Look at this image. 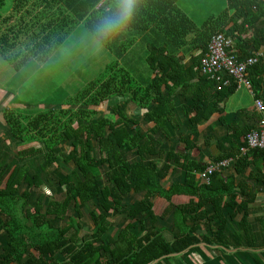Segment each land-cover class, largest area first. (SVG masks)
I'll list each match as a JSON object with an SVG mask.
<instances>
[{
  "label": "trees",
  "instance_id": "1",
  "mask_svg": "<svg viewBox=\"0 0 264 264\" xmlns=\"http://www.w3.org/2000/svg\"><path fill=\"white\" fill-rule=\"evenodd\" d=\"M100 1L11 0L3 15L6 4L0 0V59L19 72L30 62L46 63L77 27L94 37L100 19L118 3L105 0L103 10L97 9ZM178 2L137 0L126 29L153 36L144 59L148 82L137 83L115 61L101 80L89 82L64 109L0 112L9 152L14 151L9 163L4 161L9 152L0 161V244L7 253L0 264H21L29 247V254L33 251L38 259L27 258L25 264H52L57 254L69 256L70 264H103V259L105 264H171L182 257L218 264L236 255L255 259L249 254L256 242L249 228L255 201L246 181L250 175L236 184L234 180L249 161L264 162V151L240 153L244 137L256 128L239 130L234 117L224 139L216 142L221 154L213 162L233 159L228 169L234 177L215 172L209 184L202 182L197 174L208 164L194 160L191 152L198 150L196 127L219 113L218 101L236 88L232 83L217 90V84L201 75L211 37L218 33L236 41L232 54L239 61L253 58L264 50V0H226L233 14L209 18L201 28ZM249 29L254 37L245 41ZM113 37L100 45L109 49ZM126 51H118L119 60ZM248 77L252 86H264V51L258 64L248 69ZM211 90L215 101L210 102ZM260 98L264 104V96ZM105 110L108 114L98 117ZM4 143L0 138V147ZM168 180L174 182L164 183ZM256 182L264 183L263 173ZM56 192L65 193V198L53 199ZM135 193L142 198L132 206L126 198ZM83 210L94 227L93 243L78 247ZM118 217L128 224L117 230L113 241H102L108 222ZM65 220L61 229L59 222ZM136 229L144 235H136ZM259 255L264 259V252Z\"/></svg>",
  "mask_w": 264,
  "mask_h": 264
},
{
  "label": "rangeland",
  "instance_id": "2",
  "mask_svg": "<svg viewBox=\"0 0 264 264\" xmlns=\"http://www.w3.org/2000/svg\"><path fill=\"white\" fill-rule=\"evenodd\" d=\"M4 1L6 5L2 14L6 15L10 10L11 0ZM177 6L198 27H201L208 18L217 17L223 13L226 9V2L225 0H180ZM127 45L111 43L108 49L98 45L83 28H77L68 37L66 43L44 64L38 65L30 62L19 72H15L9 64L0 59V112L3 109L26 110L29 111L28 113L37 114L42 110L64 109V104L89 82L102 79L106 74L105 69L108 66L112 67L116 61L118 51L123 50ZM140 47L142 48L143 45ZM142 55L143 53L136 54L135 62L137 61L138 68L132 76L137 83H144L149 75ZM121 67L124 68L123 65ZM106 114H108L106 110L101 111L98 117H104ZM0 138L5 141V147H0L1 161L5 153L10 151L1 121ZM12 155L14 151L12 154L9 152V157L4 161L9 163ZM99 175L101 181H105L101 170ZM60 193L62 192L57 194L60 195ZM85 239L89 238L85 237ZM206 253L204 255L210 258L209 253ZM242 256L244 255H236L235 261ZM196 258L203 261L201 258ZM182 259L186 264H194L195 258L182 257ZM218 264H222V261Z\"/></svg>",
  "mask_w": 264,
  "mask_h": 264
},
{
  "label": "crops",
  "instance_id": "3",
  "mask_svg": "<svg viewBox=\"0 0 264 264\" xmlns=\"http://www.w3.org/2000/svg\"><path fill=\"white\" fill-rule=\"evenodd\" d=\"M104 5H105V0H101L100 4L97 6V9L103 8V10H105L106 7L104 8ZM227 6L228 5L226 2V9L219 16H223L225 12H227L229 17L233 14L232 11L228 10ZM77 28H82V27L80 26ZM198 28H201V27H198ZM254 33L255 32L253 30L249 29L247 35L244 37V40L245 41L253 40ZM148 34L149 33L145 35L144 34L140 35L139 33L135 31L126 30V31H122L119 34L115 35L113 39L111 40V43L128 44L126 47L127 51L124 53V55L121 57L120 60H119V54L116 55V61H118L121 66L123 65L124 69H126L132 76L135 74V72H137L136 70L138 68V63L137 61L135 62L136 54L143 53L142 58L145 59L147 56V51L152 43L153 36H148ZM230 41L232 42L233 48H234V46L236 45V41L234 40H230ZM131 42H134L132 46H130ZM140 45H143V47L141 48ZM263 51L264 50L256 53L254 57L259 56V59H261L263 56ZM144 59H143V63H144ZM188 59L189 58L187 57L186 61L188 64H190L188 62ZM149 79H150V72H149L148 77L146 78V81H144V83L148 82ZM247 79L251 85L250 78L248 77ZM251 92L252 94L246 88L242 89L241 87H239L238 89L234 88L233 92L231 91L227 92L224 98L218 101L217 109L219 110V113L213 114L209 122H206V123L202 122L201 125L196 127L195 131L200 133V136L197 142L198 150L195 149L191 152L192 158L194 160H202L203 163H207L208 165H210V163H213V159L215 157H218L221 154L216 142L221 139H224V137L227 134L226 127L233 122L234 117L237 118L239 130L240 129L245 130V127H250V129L257 128L259 117L255 112L253 100L254 98H259L260 100H262L260 98V94L261 96H264V86L253 85L251 87ZM210 93H211L210 95L212 96L209 98V101L210 102L215 101L214 100L215 92L211 90ZM175 104H176V109L179 114L180 120L183 122L185 120V116L183 115V113H180L181 104L178 98L175 99ZM219 119L223 122V125L220 124ZM239 130L237 129V131ZM225 141H226L225 146L227 147L229 142L230 143L232 142L231 135L228 136V139L227 140L225 139ZM174 146L176 147L177 150H179L180 146L176 141L174 143ZM158 166H161V163H159ZM174 168L177 169V165H174ZM217 172H220L222 175H229V176L232 175L234 177L233 170L228 169V167L221 169ZM262 173L264 174V162L263 161L261 162L258 160L256 161V159L251 160L249 161V166L241 174L235 175V180H234L236 184L238 183V181H245L247 176L250 175V178L247 179L246 181L249 186V190H251L255 194V201L252 205H250L251 212L249 213V228L252 234L255 236L256 242L254 244L253 253H249V254L255 255V259H250L245 255L244 257H241L238 261H235V258L225 259L222 262V264H264V259L260 258V255H259V254L262 255V253L264 252V240H263L264 225H260V221H264V183L256 182L259 178V175H261ZM174 175L176 178L180 176L178 172H175ZM104 182L105 181H102V183ZM172 182L174 181L168 180L164 183L169 185ZM46 193L47 195L50 196L49 191H47ZM57 193L59 192L52 194L53 199L60 201L65 198V193H60V195H58ZM141 198H142L141 193L140 194L139 193L130 194L126 198V202H128L132 206H136L138 202L141 200ZM71 214L73 215V213H69L68 217H71L72 216ZM66 223H67V220L62 221V222L60 221L59 227L61 229H64L66 226ZM108 223L110 226L108 230L106 231L105 235L101 237V240L104 242L106 241L108 242L109 240L113 241V238L116 239L115 236H116L117 230L122 229V228L124 229L126 225L128 224L122 219H120L119 217L115 219H111ZM79 224L81 225V229H80L81 231L79 232L77 236L78 237L77 242H76L77 246L80 247L82 245L81 244L82 242L93 243V240L91 239L90 236L92 234L94 227H93L92 222L89 220L88 213L86 212V210L82 211V219L79 221ZM188 226L190 225L188 224ZM230 228L232 231H235V229L232 226ZM135 233L136 235H139V237H142L144 235V233H139L138 229H136ZM85 237L89 239H85ZM1 246L2 244H0V262H2L3 257L5 256V254H7L6 250L3 249ZM30 250L31 248L29 247L26 253L22 256L21 261H20L21 264H25V262L27 261L26 259L30 257H31V260L38 259V255H36L33 251H32L33 253L31 252L32 255L29 254ZM248 250L249 249H240L237 251H240L242 253ZM237 251H233V253ZM181 256L182 255H176V257H181ZM53 258H54L53 260L54 263L52 264H70L71 262L69 256L64 258V256L60 254L55 255ZM46 261L47 263L50 262L47 259ZM193 261H194V264H204L205 263V261L201 262L197 259H194ZM105 262H106V259H103L102 263L105 264ZM175 262H177V264L179 263L186 264V262L182 258L173 259L171 261V264H176ZM206 263L215 264L213 260L212 261L207 260ZM11 264H14V263H11ZM79 264H83V263H79Z\"/></svg>",
  "mask_w": 264,
  "mask_h": 264
},
{
  "label": "built area",
  "instance_id": "4",
  "mask_svg": "<svg viewBox=\"0 0 264 264\" xmlns=\"http://www.w3.org/2000/svg\"><path fill=\"white\" fill-rule=\"evenodd\" d=\"M233 44L225 39L221 34L211 37L208 52L201 62V75L209 81L217 84V90L230 86L232 83L236 88L244 87L251 92V85L247 79L249 68L258 64L259 56L239 61L232 54ZM254 109L259 117V122L255 130H250L246 136L245 147L240 149L241 154H245L250 149L264 151V104L259 98H254ZM233 159H225L219 162L210 163L203 172L198 174L202 182L209 184L210 176L231 165Z\"/></svg>",
  "mask_w": 264,
  "mask_h": 264
},
{
  "label": "clouds",
  "instance_id": "5",
  "mask_svg": "<svg viewBox=\"0 0 264 264\" xmlns=\"http://www.w3.org/2000/svg\"><path fill=\"white\" fill-rule=\"evenodd\" d=\"M136 4L137 0H118L115 10L100 19L93 37L98 45L128 28L133 19Z\"/></svg>",
  "mask_w": 264,
  "mask_h": 264
},
{
  "label": "water",
  "instance_id": "6",
  "mask_svg": "<svg viewBox=\"0 0 264 264\" xmlns=\"http://www.w3.org/2000/svg\"><path fill=\"white\" fill-rule=\"evenodd\" d=\"M173 257H176V255H175V256H173ZM157 261H158V260L154 261V262H153V263H151V264H155Z\"/></svg>",
  "mask_w": 264,
  "mask_h": 264
},
{
  "label": "bare ground",
  "instance_id": "7",
  "mask_svg": "<svg viewBox=\"0 0 264 264\" xmlns=\"http://www.w3.org/2000/svg\"><path fill=\"white\" fill-rule=\"evenodd\" d=\"M261 58V57H260Z\"/></svg>",
  "mask_w": 264,
  "mask_h": 264
}]
</instances>
